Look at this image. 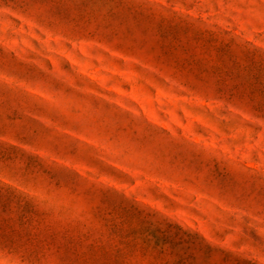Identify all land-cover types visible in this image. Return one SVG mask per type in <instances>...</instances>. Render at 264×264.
I'll list each match as a JSON object with an SVG mask.
<instances>
[{
    "label": "rangeland",
    "instance_id": "obj_1",
    "mask_svg": "<svg viewBox=\"0 0 264 264\" xmlns=\"http://www.w3.org/2000/svg\"><path fill=\"white\" fill-rule=\"evenodd\" d=\"M0 264H264V0H0Z\"/></svg>",
    "mask_w": 264,
    "mask_h": 264
}]
</instances>
